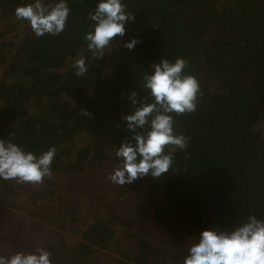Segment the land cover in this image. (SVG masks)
I'll return each mask as SVG.
<instances>
[{"label":"trees","instance_id":"trees-1","mask_svg":"<svg viewBox=\"0 0 264 264\" xmlns=\"http://www.w3.org/2000/svg\"><path fill=\"white\" fill-rule=\"evenodd\" d=\"M220 1L0 0V199L80 239L8 217L18 264H264V0ZM109 166L131 209L87 223Z\"/></svg>","mask_w":264,"mask_h":264},{"label":"rangeland","instance_id":"rangeland-1","mask_svg":"<svg viewBox=\"0 0 264 264\" xmlns=\"http://www.w3.org/2000/svg\"><path fill=\"white\" fill-rule=\"evenodd\" d=\"M220 2H223V1L221 0ZM39 7L40 6L36 7V9H34L35 11L34 10L32 11L33 14L31 18H34V16L37 13L36 10L39 9ZM29 23L31 24L32 20ZM26 31H28V28L27 29L24 28V30L21 33V36L27 33ZM87 140L88 139L86 138H82L81 142L86 143ZM71 174H72V171H70L68 174V171L65 170L60 173H56L55 176H53V178H56V177L61 178L62 176L64 177L77 176V175H71ZM85 175L86 176L88 175L87 180H85V182L90 181L94 187L93 188L86 187L84 184L85 182H84V183H81V185L75 191H72V190L70 191V198H71L70 200L74 201L73 202L74 204L72 203L73 206L77 205L76 208L79 211L78 216L80 217L81 220L83 219L85 222L91 223L96 218H106L107 216L105 215V213L107 211L113 210L115 208L117 210L119 206H123L125 210L131 209L130 208L131 204H129L127 201L129 196L127 194H124V195L118 194L122 190V187H124L125 181L123 179V176L120 175L117 171H113L111 166L95 174L93 173L87 174L86 172ZM25 179L26 178H23L22 179L23 182L18 183V184L19 185L22 184L24 186ZM75 181H79L78 176L77 178H75ZM19 182H21V180H19ZM64 184H65V188L68 189L69 188L68 181H65ZM31 186L32 185H29V184L26 185L28 189V193H31L33 190H36L38 187L37 184H33L32 188ZM15 194H16V190L13 191L12 193L13 196H11L10 199H7V198L0 199V213L1 212L5 213V214L3 213L4 220L0 218V228H2L5 224L9 223L8 217L12 219L13 225L16 227H19L20 225H22L23 222L29 223V220H33L34 224L37 223L39 225H42L45 228L54 230L55 236L62 235L63 237H60V238H64V244L67 245L69 248L72 247L76 242L80 240L76 233H71L69 232V230L64 231L62 230L60 226H57V224L49 223L48 221H45L46 217L45 218L43 217V219H37L36 218L37 215L35 216L36 212L33 208H31L32 205H30V203L33 202V199L30 200L29 198H27L29 194L28 195L22 194L21 197L19 196L17 201H16ZM77 200L78 202H76ZM144 204L142 208H144ZM64 209H66V207H64ZM123 212L125 213V211ZM136 215L139 216L138 213ZM150 223L151 221L148 220L147 224L150 225ZM34 224L33 225L25 224L24 228L34 227ZM151 226L153 225L151 224L149 228H151ZM56 233H58L59 235H56ZM117 233L120 234V228H117ZM3 234H4V231L1 232V229H0V264H18L19 251H14L9 247V243L2 239ZM41 236L43 235L40 234V237ZM60 238L53 237L54 239L53 242L56 246H59ZM41 241L42 239L39 240L40 243ZM108 255L109 257H106ZM2 256L4 260H2ZM112 257L119 259L122 256L118 255L116 252H113V251L111 252V251L100 250L99 253H96L92 257H90L91 261L94 258V261L90 263L91 264H116L114 263V260H112L113 259Z\"/></svg>","mask_w":264,"mask_h":264}]
</instances>
